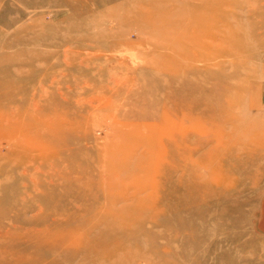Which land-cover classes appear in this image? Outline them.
<instances>
[{
	"label": "rangeland",
	"instance_id": "374dc122",
	"mask_svg": "<svg viewBox=\"0 0 264 264\" xmlns=\"http://www.w3.org/2000/svg\"><path fill=\"white\" fill-rule=\"evenodd\" d=\"M263 197L264 0H0V264H264Z\"/></svg>",
	"mask_w": 264,
	"mask_h": 264
},
{
	"label": "bare ground",
	"instance_id": "6f19581e",
	"mask_svg": "<svg viewBox=\"0 0 264 264\" xmlns=\"http://www.w3.org/2000/svg\"><path fill=\"white\" fill-rule=\"evenodd\" d=\"M98 1V3H101V0H97ZM183 39V38H182ZM94 40V39H93ZM95 41H97L96 39H95ZM89 45H91V44H89ZM185 91H186V89H185ZM213 94V96H214V93H212ZM214 98V97H213ZM176 99V98H175ZM215 99V98H214ZM205 100V102L207 101V98H205L204 99ZM173 101H174V99H173ZM194 101H195V99H194ZM203 101V100H202ZM188 103V102H187ZM185 104V103H184ZM197 103H195L194 105H196ZM187 105V104H186ZM188 106V105H187ZM190 106V105H189ZM194 107V106H193ZM185 108V107H184ZM187 109V108H186ZM189 109V112H191L190 111V107L188 108ZM184 110V109H183ZM184 112V111H183ZM186 112V111H185ZM179 114V113H178ZM190 114L191 113H189V116H190ZM180 115V114H179ZM192 116H193V114H192ZM182 117V116H181ZM189 120V119H188ZM198 140V139H197ZM180 141H181V139H180ZM199 142V147H203L204 146V144L206 143V141H203V139L202 140H198ZM194 148V147H193ZM197 148V147H196ZM195 149V148H194ZM189 150V149H188ZM198 150V149H197ZM186 154V153H185ZM190 154V153H189ZM189 154H186V155H189ZM185 156V155H184ZM191 156V155H190ZM162 161H163V159H162ZM163 168V167H162ZM190 168V167H189ZM195 177V176H194ZM200 178V177H199ZM192 179V178H191ZM198 179V178H197ZM185 180V179H184ZM186 180H187V183H189V180H188V177L186 178ZM185 180V181H186ZM193 181L195 182V183H198L196 180H195V178L193 179ZM187 183H184V185H187ZM200 184H201V182H200ZM199 185V184H198ZM185 188V187H184ZM188 189V188H187ZM188 191V190H187ZM191 194V193H190ZM190 194L188 195V193H186V195H188V196H190ZM194 197H196V196H194ZM188 198H190V197H188ZM57 207V206H56ZM55 212V211H54Z\"/></svg>",
	"mask_w": 264,
	"mask_h": 264
},
{
	"label": "crops",
	"instance_id": "0c3cea01",
	"mask_svg": "<svg viewBox=\"0 0 264 264\" xmlns=\"http://www.w3.org/2000/svg\"><path fill=\"white\" fill-rule=\"evenodd\" d=\"M260 215H261L260 228L264 232V197L262 198L260 205Z\"/></svg>",
	"mask_w": 264,
	"mask_h": 264
}]
</instances>
